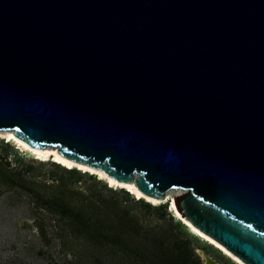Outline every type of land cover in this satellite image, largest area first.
Segmentation results:
<instances>
[{
    "label": "water",
    "instance_id": "water-1",
    "mask_svg": "<svg viewBox=\"0 0 264 264\" xmlns=\"http://www.w3.org/2000/svg\"><path fill=\"white\" fill-rule=\"evenodd\" d=\"M0 130L264 264V0H0Z\"/></svg>",
    "mask_w": 264,
    "mask_h": 264
},
{
    "label": "rangeland",
    "instance_id": "rangeland-1",
    "mask_svg": "<svg viewBox=\"0 0 264 264\" xmlns=\"http://www.w3.org/2000/svg\"><path fill=\"white\" fill-rule=\"evenodd\" d=\"M3 136L0 264H205V254L236 264L189 233L166 205L103 189L89 174L37 160Z\"/></svg>",
    "mask_w": 264,
    "mask_h": 264
},
{
    "label": "bare ground",
    "instance_id": "bare-ground-1",
    "mask_svg": "<svg viewBox=\"0 0 264 264\" xmlns=\"http://www.w3.org/2000/svg\"><path fill=\"white\" fill-rule=\"evenodd\" d=\"M14 131H4L0 130V136L5 137L7 141L13 140L15 141L18 146H20L22 149L26 150L31 155L38 156L42 158L43 160L51 159L53 157L54 160L57 161L60 164H63L64 168L66 169H72V168H79L83 171H88L90 173L95 174L99 179L106 180L110 186H113L114 188L118 189H126L129 193L135 194L137 198H144L146 201L153 203L154 205H165L167 204V210L172 215V217L176 218L177 220H180L184 223L186 227H188L192 233H195L200 236V239L204 240V243L208 244L209 246L215 248L219 252H221L223 255L228 257L232 262L236 264H247L245 261H243L241 258H239L236 254H234L232 251H230L227 247H225L223 244H221L218 240L211 237L204 231L197 228L191 221H189L178 209L175 201V195L171 192L168 193L167 197L165 199H158L154 198L148 195H145L134 182L126 183L119 181L118 179L113 178L112 176L108 175L105 171L92 167L90 165L72 160L67 158L65 155L60 153L58 148L55 147H49L46 146L45 148H35L29 143L19 139L15 134ZM199 239V240H200ZM201 241V240H200ZM208 264H214V262H217L213 257L207 256ZM219 263V262H218ZM220 264V263H219Z\"/></svg>",
    "mask_w": 264,
    "mask_h": 264
},
{
    "label": "trees",
    "instance_id": "trees-1",
    "mask_svg": "<svg viewBox=\"0 0 264 264\" xmlns=\"http://www.w3.org/2000/svg\"><path fill=\"white\" fill-rule=\"evenodd\" d=\"M6 145H8V144H6ZM16 149V148H15ZM16 151H17V153H18V150L16 149ZM25 158V157H24ZM55 165H57L58 166V164H55ZM66 169V168H65ZM68 170V169H67ZM69 170H73V172H78V173H83V172H81V171H79V170H77V169H69ZM86 174H89L90 175V177L93 179V180H95L96 181V183L98 184V185H101L102 187H103V189H107V190H109V191H114V190H119V189H114V188H111V187H109L108 186V184L104 181V180H102V179H99V178H97L96 176H94V175H92V174H90V173H86ZM121 190H124L127 194H129V195H132V194H130L127 190H125V189H121ZM134 199H136L135 197H133ZM136 201H138V202H144V203H146V205L147 206H150V207H159L160 205H152V204H150L149 202H147V201H145L144 199H136ZM166 206H167V204H165ZM169 213V212H168ZM189 233H190V231H189V229L186 227V226H184V225H182ZM198 238V240H199V237H197ZM204 242V241H203Z\"/></svg>",
    "mask_w": 264,
    "mask_h": 264
}]
</instances>
